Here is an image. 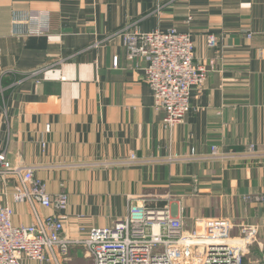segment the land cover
<instances>
[{"label":"crops","instance_id":"crops-1","mask_svg":"<svg viewBox=\"0 0 264 264\" xmlns=\"http://www.w3.org/2000/svg\"><path fill=\"white\" fill-rule=\"evenodd\" d=\"M47 17L49 31L36 33ZM126 26L189 32L196 62L211 68L173 130L145 61L128 58L122 37L104 39ZM215 145L231 156L209 158ZM251 145L264 151V0H0V153L36 167L51 195L69 194V238L133 205L169 206L186 231L202 218H229L234 234L256 226L244 264H262L264 156H248ZM16 184L0 185L15 224L54 213L14 200Z\"/></svg>","mask_w":264,"mask_h":264},{"label":"built area","instance_id":"built-area-1","mask_svg":"<svg viewBox=\"0 0 264 264\" xmlns=\"http://www.w3.org/2000/svg\"><path fill=\"white\" fill-rule=\"evenodd\" d=\"M48 20L47 17L34 31L48 32ZM117 35L122 37L129 59L145 61V81L153 92L154 106L164 113L163 126L173 130L184 121L194 93L202 92L211 70L196 62L191 34L174 26L150 32L126 26L104 39ZM208 43L216 46L215 34L208 36ZM195 153L193 149L192 155L196 156ZM247 155L263 157L264 151L259 152L251 145ZM230 156L215 145L209 158ZM176 159H180L179 154L170 157ZM136 160V154H131L116 163L132 164ZM12 178L17 181L12 191L14 200L33 201L53 208L54 213L36 222L17 225L14 209L3 201L0 190V264H61L73 244H83L92 264H244L247 249L257 241L258 228L254 225H241L234 234L237 225L233 220L202 218L186 231L183 218L171 207L147 205H133L129 215L113 225L92 227L86 237L72 239L65 234L69 194L62 191L51 195L45 182L36 176V167L14 165L6 152H1L0 185ZM81 231L85 228L81 227Z\"/></svg>","mask_w":264,"mask_h":264},{"label":"rangeland","instance_id":"rangeland-1","mask_svg":"<svg viewBox=\"0 0 264 264\" xmlns=\"http://www.w3.org/2000/svg\"><path fill=\"white\" fill-rule=\"evenodd\" d=\"M61 264H92V259L83 244H73L69 256L62 258Z\"/></svg>","mask_w":264,"mask_h":264}]
</instances>
